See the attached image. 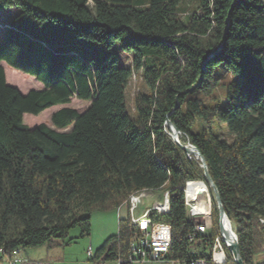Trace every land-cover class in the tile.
I'll list each match as a JSON object with an SVG mask.
<instances>
[{"label":"trees","instance_id":"1","mask_svg":"<svg viewBox=\"0 0 264 264\" xmlns=\"http://www.w3.org/2000/svg\"><path fill=\"white\" fill-rule=\"evenodd\" d=\"M0 0V249H55L79 228L91 233L95 210L120 209L135 194L169 193L168 261L205 259L219 237L196 232L187 217L188 182H207L205 167L237 235L244 264L264 248V0ZM15 10V13L13 11ZM7 31L6 35L2 32ZM117 49L131 66L120 63ZM125 57V59H126ZM3 63L33 77L23 94ZM134 74L133 117L126 88ZM76 98L90 105L80 113ZM29 128L25 114L60 107ZM170 121L189 155L171 136ZM219 131V132H217ZM135 226L90 257L125 260ZM195 235L193 247L189 236ZM227 261L238 264L222 243ZM202 247V252L198 249Z\"/></svg>","mask_w":264,"mask_h":264},{"label":"rangeland","instance_id":"2","mask_svg":"<svg viewBox=\"0 0 264 264\" xmlns=\"http://www.w3.org/2000/svg\"><path fill=\"white\" fill-rule=\"evenodd\" d=\"M193 5V2L187 0L183 6L188 8L189 6ZM7 10H3L0 12V23L4 22L5 14ZM15 13V10L13 11ZM7 31L5 30L2 32L3 35H6ZM118 55L120 57V63L124 66H131V58L126 57L128 54L124 53L120 49H117ZM126 57V59H125ZM6 80L9 85H12L19 89L20 92L23 94L28 93L31 90H41L43 85L37 82L33 77H30L22 72L10 67L6 63L3 64ZM147 87L142 79L141 76L138 74H134L126 88V105L127 109L130 114L134 117V103L135 98L138 93L140 92H147ZM88 102H82L76 98H73L71 103L66 105L65 107H71L76 109L78 112H84L87 107H89ZM63 108L60 107H53L50 109L45 110L44 112L40 113L39 115H31L25 114L23 121L29 128H33L39 124L45 123L49 126H52L50 118L53 113L57 112ZM219 132V131H217ZM197 189L205 188V192L210 197L211 203L213 206V199H215V195L213 190H211L205 183L201 182V185L196 184ZM194 191V194H196ZM153 193H141L140 196H151ZM154 197L151 199H145L144 204L140 206L139 210L136 212V216L143 214V212L149 208H151L156 202L163 201V191H156L154 192ZM204 207V206H203ZM203 214H209V210H204L201 208ZM121 211V217L123 219L130 217L129 210L127 205L121 206L119 209H113L108 211L102 210H95L92 215L91 221V236H82V231L79 228L73 229L70 231L68 238L65 240L61 246L55 248L54 252H51L52 249H48L47 246L45 247H36L25 249V253L28 254V258L30 261H34L37 263L46 264L48 260H51L53 257H64L63 264H89V248L92 247L93 254L105 243V241L112 235H115L118 232V212ZM199 221L201 222L202 219L200 218ZM264 224V220L262 222ZM111 231V232H110ZM112 233V234H110ZM105 235H108L105 237ZM220 235V231H219ZM105 237V238H104ZM94 242V243H93ZM202 247L198 249V252H202ZM58 250V251H56ZM264 253L258 254L255 256V262H262L264 260ZM161 264V263H158Z\"/></svg>","mask_w":264,"mask_h":264},{"label":"built area","instance_id":"3","mask_svg":"<svg viewBox=\"0 0 264 264\" xmlns=\"http://www.w3.org/2000/svg\"><path fill=\"white\" fill-rule=\"evenodd\" d=\"M189 183L190 182L187 183L185 189L187 217L196 223V232L209 235L212 231V207L209 208L208 215L202 214L194 209L195 205L197 204V200L188 196L187 188ZM153 194L151 196L138 195V199H130L126 203L129 210L130 220L135 226L136 231L132 237L130 254L128 258L125 260H117L118 264H184L181 261L166 260L171 246L172 228L168 224L154 222L150 217L151 213L155 211L159 214L167 213L169 211V193H164L162 202H156L151 208L145 210L143 214L139 215L138 217L136 216V212L139 210L140 206L144 204L145 199L153 198ZM200 218L202 219L201 222L199 221ZM195 238V235L189 236L191 243H194L193 247L197 245ZM222 243L223 241L221 236L217 237L212 252L213 264H225L227 261L226 253ZM219 251H221V253H218ZM22 253L23 250L21 249L20 251H13L9 255L5 252H0V255L2 256V261L5 264H43L25 259L22 256ZM88 253L90 257L93 256L91 248H89ZM190 264L208 263L205 259H198L192 261Z\"/></svg>","mask_w":264,"mask_h":264},{"label":"water","instance_id":"4","mask_svg":"<svg viewBox=\"0 0 264 264\" xmlns=\"http://www.w3.org/2000/svg\"><path fill=\"white\" fill-rule=\"evenodd\" d=\"M167 126L170 129L171 136L175 142H177L189 155L200 157L199 151L194 146H192L191 144L183 145L180 143V140H179L180 132L175 128V126L170 121L167 122ZM204 167H205V176H206L207 182L209 183L210 187L213 189V192L215 195L217 209L219 212V229H220L219 231H220V236L222 238V241L227 247V249L231 252L234 260L238 264H244L241 258L240 247H239L238 238H237L236 233L232 229L230 230L224 229L225 223L229 224L230 226H232V224L225 213L218 190L216 186L214 185L206 169V166Z\"/></svg>","mask_w":264,"mask_h":264},{"label":"bare ground","instance_id":"5","mask_svg":"<svg viewBox=\"0 0 264 264\" xmlns=\"http://www.w3.org/2000/svg\"><path fill=\"white\" fill-rule=\"evenodd\" d=\"M197 183H200L201 184V182H197ZM195 190H197L196 191V194H194V191ZM141 193L143 194V193H146V192H141ZM141 193H138V194L133 195L131 197V199H138V195H140ZM147 193H149V192H147ZM187 193H188V196L189 197L195 198L197 200V204L195 205L194 209H196L200 213L203 214L201 208H203L204 210H207L208 211L209 208L212 207L211 199L206 194L205 188H203V189H197L196 182H190L188 184ZM224 229H227V230L232 229L233 230V227L230 226L229 224L225 223V228ZM20 250H21V248H17L14 251H20ZM0 252H4V250L3 249H0ZM218 253H221V251H219Z\"/></svg>","mask_w":264,"mask_h":264},{"label":"crops","instance_id":"6","mask_svg":"<svg viewBox=\"0 0 264 264\" xmlns=\"http://www.w3.org/2000/svg\"><path fill=\"white\" fill-rule=\"evenodd\" d=\"M4 64V63H3ZM118 218H122L121 217V211H119V215H118ZM111 232V231H110ZM110 234H112V233H110ZM115 234H117V232L115 233ZM90 236H91V233H90ZM108 235H105V237H107ZM113 236V235H112ZM104 237V238H105ZM94 243V242H93ZM91 249H92V247H90ZM55 251V249H52L51 250V252H54ZM56 251H58V250H56ZM92 252H93V249H92ZM264 253V248H263V250L261 251V252H259V253H257L255 256H257L258 254H263ZM94 255V254H93ZM22 256L25 258V259H27V260H29V258H28V254H26L25 253V250H23V253H22ZM89 259H90V256H89ZM63 260H64V257L62 256V257H60V256H58V257H53L51 260H48V261H46L47 263L46 264H63L64 262H63ZM262 260H264V259H262ZM30 261V260H29ZM89 264H118L117 263V261H110V262H99V263H94V262H92L91 260H89ZM256 264H264V261H262V262H255ZM0 264H5L3 261H2V256L0 255ZM138 264H143V263H138ZM151 264H158V263H151ZM161 264H169V263H161Z\"/></svg>","mask_w":264,"mask_h":264}]
</instances>
